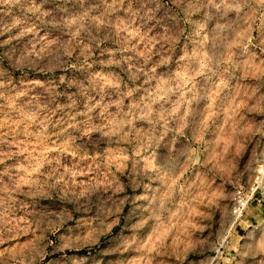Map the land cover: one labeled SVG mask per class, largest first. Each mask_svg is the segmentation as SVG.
Masks as SVG:
<instances>
[{"label":"rangeland","instance_id":"rangeland-1","mask_svg":"<svg viewBox=\"0 0 264 264\" xmlns=\"http://www.w3.org/2000/svg\"><path fill=\"white\" fill-rule=\"evenodd\" d=\"M261 84L264 0H0V264H261Z\"/></svg>","mask_w":264,"mask_h":264},{"label":"clouds","instance_id":"clouds-1","mask_svg":"<svg viewBox=\"0 0 264 264\" xmlns=\"http://www.w3.org/2000/svg\"><path fill=\"white\" fill-rule=\"evenodd\" d=\"M260 87H264V84H261ZM216 166L213 165L212 168L207 169L206 171H203L201 173L202 176H205L209 179V181L215 179L216 177H220L221 178V184L225 183V177L221 176V174L217 171H215ZM211 173V174H209ZM199 179V176L197 177ZM234 179V177H232ZM185 190H181V194L183 195ZM222 195H224V193H222ZM225 199H227V197L225 196ZM261 264H264V261L261 262Z\"/></svg>","mask_w":264,"mask_h":264}]
</instances>
